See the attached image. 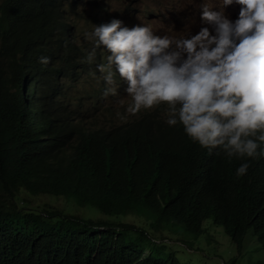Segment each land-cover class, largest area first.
I'll return each mask as SVG.
<instances>
[{
    "label": "trees",
    "instance_id": "trees-1",
    "mask_svg": "<svg viewBox=\"0 0 264 264\" xmlns=\"http://www.w3.org/2000/svg\"><path fill=\"white\" fill-rule=\"evenodd\" d=\"M79 1L0 0V264H189L176 250L210 230L264 264V157L202 148L163 108L93 131L75 113L73 72L95 69L68 21Z\"/></svg>",
    "mask_w": 264,
    "mask_h": 264
},
{
    "label": "clouds",
    "instance_id": "clouds-1",
    "mask_svg": "<svg viewBox=\"0 0 264 264\" xmlns=\"http://www.w3.org/2000/svg\"><path fill=\"white\" fill-rule=\"evenodd\" d=\"M104 2L90 0L89 8L108 21ZM219 5L220 11H212L203 0L196 15L188 18L195 30L179 37L181 26L167 32L145 24L129 29L118 17L92 25L86 34L92 43L86 59L95 69L75 70L73 84L79 83L81 72L86 73L85 82L90 74L101 77L92 94H74L97 103L109 95L114 106L127 108L117 97L118 92L127 93L128 111L137 118L166 105V123H179L202 148L222 150L229 158L264 157V0H221ZM38 62L47 65L49 58L41 56ZM102 111L110 113L107 106ZM87 121L85 117L82 122ZM91 126L92 131L105 127ZM248 167L242 162L236 176H243Z\"/></svg>",
    "mask_w": 264,
    "mask_h": 264
},
{
    "label": "rangeland",
    "instance_id": "rangeland-1",
    "mask_svg": "<svg viewBox=\"0 0 264 264\" xmlns=\"http://www.w3.org/2000/svg\"><path fill=\"white\" fill-rule=\"evenodd\" d=\"M90 0H80L78 3L79 16L69 15L68 21L74 26L75 35L77 37L78 44L80 46L88 45L89 50L92 49V43L87 38L86 34L90 33L93 26H99L106 24L115 17H118L123 24V21L127 23L129 29L133 26H143L144 24L149 26L152 30H158L160 32L172 31L174 27L181 26V30L177 31V37L187 35L195 30V25L188 21V18L195 16L197 9L203 0H105L104 5L107 7L103 14L104 17H108V21L104 18H98L92 14L89 8ZM210 6H213L212 11H220L219 3L221 0H208ZM227 7V6H226ZM230 10V7H227ZM228 11L224 12L228 16ZM99 24H95V22ZM106 56V51L103 52ZM101 74L98 76L88 75V79L85 82L87 76L86 73L81 72L79 74V83L73 84L69 91V97L71 98L75 113L80 115V118L85 121V117H88L87 124L97 126H109L111 124L124 123L126 121L137 118L135 114L128 111L130 103V97H127V93L121 94L118 92V101L125 104L114 106L111 102V97H106L101 102H95L90 97L88 102L83 95L74 94L75 92H87L89 95L93 93L96 86V82L100 80ZM78 97L79 99H75ZM109 108L110 113L104 115L103 111L106 106ZM95 105L89 111L90 106ZM167 109L166 105L164 106ZM127 109V110H126ZM83 117V118H82ZM64 199H52L48 196L33 197L27 201L29 206H39L49 209H61L64 204ZM74 215H84L90 217V219H106L101 215L91 216L87 212L81 213V211H74ZM140 219H137L135 215H127L124 217L123 223L129 225H135ZM114 221V220H111ZM220 231V229H218ZM172 245L178 244L177 240L173 239ZM185 248L183 250H176V256L181 257L189 264H227L232 257H235L236 264H249L248 256L251 254L253 259L259 256V252L256 250V243H245V255L244 259L237 257V254L233 245L228 237L221 233H214L213 230L209 231V240L201 236L198 241H192L189 237L184 239ZM179 245V244H178ZM255 248V249H254ZM254 249L251 253L250 251ZM175 251V250H174ZM237 257V258H236Z\"/></svg>",
    "mask_w": 264,
    "mask_h": 264
}]
</instances>
